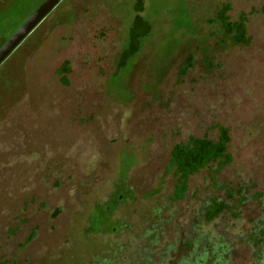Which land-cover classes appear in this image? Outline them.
<instances>
[{
  "label": "rangeland",
  "instance_id": "rangeland-1",
  "mask_svg": "<svg viewBox=\"0 0 264 264\" xmlns=\"http://www.w3.org/2000/svg\"><path fill=\"white\" fill-rule=\"evenodd\" d=\"M40 1L0 0V37ZM134 1L60 0L0 64V262L264 264V0H144L150 33L119 69ZM223 2L247 14L249 45L216 20ZM217 123L233 161L171 203L172 145L215 139ZM214 181L246 188L238 217L204 220L207 200L226 196Z\"/></svg>",
  "mask_w": 264,
  "mask_h": 264
},
{
  "label": "trees",
  "instance_id": "trees-1",
  "mask_svg": "<svg viewBox=\"0 0 264 264\" xmlns=\"http://www.w3.org/2000/svg\"><path fill=\"white\" fill-rule=\"evenodd\" d=\"M231 9L232 6L229 2H223L215 14L216 20L220 23L224 33L231 36L234 43L247 46L252 40L247 29V14L242 12L235 18L231 15ZM133 10L134 16L128 30L127 43L118 57L117 67L119 69L126 67L128 61L137 54L142 39L148 36L151 30L150 23L143 16L144 0H135ZM28 15L21 19L19 24L16 25V28ZM7 37L8 35L0 37V46ZM208 64L210 66L212 65L210 61ZM193 66L194 57L189 55L180 65V71L181 73H186ZM70 71L71 68L67 60L63 61L56 69V74L59 76L62 85L69 83L67 75ZM211 128L217 129L218 135L215 139L208 138L207 136H189L187 140L172 145L167 165L168 170L172 173L173 179L172 191L169 195V201L171 203H176L185 197L191 176L211 165H214V174H216L233 161V156L228 151V144L231 140L230 128L220 123L212 125ZM124 163L126 164V162ZM128 166L127 164L125 165L126 169H124L123 174L128 171ZM216 182L214 181L217 190H225L226 196L225 198L210 197L207 200L203 208L204 220L211 222L225 210L231 211L234 216L238 217L239 212H235V210L246 201V188L239 186L234 189L225 184L218 185ZM121 198L120 193H118L112 202L97 205L91 214V228L93 230H99L104 222L109 221V216ZM229 201H233V204H230ZM261 233L264 235V230ZM34 236L35 232L33 231L26 241L31 240ZM0 264L5 263L0 262Z\"/></svg>",
  "mask_w": 264,
  "mask_h": 264
},
{
  "label": "water",
  "instance_id": "water-1",
  "mask_svg": "<svg viewBox=\"0 0 264 264\" xmlns=\"http://www.w3.org/2000/svg\"><path fill=\"white\" fill-rule=\"evenodd\" d=\"M60 0H43L0 46V64L16 49L21 41L45 18Z\"/></svg>",
  "mask_w": 264,
  "mask_h": 264
},
{
  "label": "flooded vegetation",
  "instance_id": "flooded-vegetation-1",
  "mask_svg": "<svg viewBox=\"0 0 264 264\" xmlns=\"http://www.w3.org/2000/svg\"><path fill=\"white\" fill-rule=\"evenodd\" d=\"M40 2H41V1H40ZM35 8H36V7H34V8L31 10V12H32ZM14 30H15V29H14ZM14 30H13V31H14ZM13 31H12V32H13ZM10 34H11V33H10ZM10 34H9V35H10ZM9 35H8V36H9Z\"/></svg>",
  "mask_w": 264,
  "mask_h": 264
}]
</instances>
